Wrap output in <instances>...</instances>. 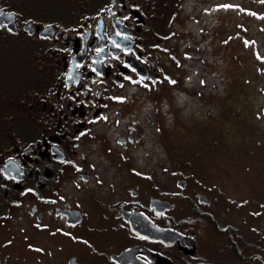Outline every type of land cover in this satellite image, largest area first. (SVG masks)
Here are the masks:
<instances>
[{
	"label": "flooded vegetation",
	"instance_id": "flooded-vegetation-1",
	"mask_svg": "<svg viewBox=\"0 0 264 264\" xmlns=\"http://www.w3.org/2000/svg\"><path fill=\"white\" fill-rule=\"evenodd\" d=\"M177 9L173 0H0L17 32L0 29L39 42L44 69L0 119V264L207 263L218 192L190 161L165 154L179 106L202 105V88L163 101L183 56L192 59L181 36L201 39L176 29ZM159 231L180 234L198 256L148 236Z\"/></svg>",
	"mask_w": 264,
	"mask_h": 264
},
{
	"label": "rangeland",
	"instance_id": "rangeland-1",
	"mask_svg": "<svg viewBox=\"0 0 264 264\" xmlns=\"http://www.w3.org/2000/svg\"><path fill=\"white\" fill-rule=\"evenodd\" d=\"M173 1L180 5L176 29L187 32L189 25L201 39L190 46L188 35L181 36L183 52L194 49L192 59L183 56L177 85L165 91L163 101L203 90L198 92L199 113L186 114L191 105L179 106V120L170 123L165 139L172 150L165 154L173 161H190L198 177L218 192L214 223L229 228L221 234L214 223L206 227V264H264V0ZM40 47L36 40L0 29L3 124L24 97V86L40 76L38 70L44 74ZM192 60L201 63L206 78Z\"/></svg>",
	"mask_w": 264,
	"mask_h": 264
},
{
	"label": "water",
	"instance_id": "water-1",
	"mask_svg": "<svg viewBox=\"0 0 264 264\" xmlns=\"http://www.w3.org/2000/svg\"><path fill=\"white\" fill-rule=\"evenodd\" d=\"M6 26L7 29L10 32L16 33L17 32V28H16V24H15V19L13 15H6L3 13V11L0 10V27ZM47 35V31L44 30L41 33V36H46ZM152 238H158L161 240H164L166 243L168 244H178L179 248L186 251V253H191L192 255H194L195 257L198 256L197 252H196V248L195 245H193V250H188V248H186L185 244H187L183 239L184 237H182L180 234L173 232V231H159L154 235H148ZM190 251V252H189Z\"/></svg>",
	"mask_w": 264,
	"mask_h": 264
},
{
	"label": "snow or ice",
	"instance_id": "snow-or-ice-1",
	"mask_svg": "<svg viewBox=\"0 0 264 264\" xmlns=\"http://www.w3.org/2000/svg\"><path fill=\"white\" fill-rule=\"evenodd\" d=\"M133 7H138V6L137 5H133ZM8 15H11V13H8ZM116 35L123 36V37H125V39H128L129 38L128 33L122 32L119 29L117 30ZM108 38L115 45V47L122 48L123 51H125V52L131 51V49L128 46H125V45H122L120 43H117L115 40L112 39L111 36H109ZM99 51H100V49L97 48V52H99ZM124 63L127 65V67L132 68L133 71H136V69L131 64H128L127 61H125ZM89 67H92V65H89ZM93 71H96V69L93 68ZM127 79L132 80V77L131 76H128ZM140 79H141V82H143V77H140ZM112 99L117 100V101H123L126 98L123 97V96H114V97H112ZM102 115L103 114L101 113L100 116L95 117V119H99ZM76 167L79 168L80 166L77 165ZM25 191L26 192L27 191H31V189H25ZM41 199H49V198L41 197ZM14 203H19V201H14ZM29 247H35V246L29 245Z\"/></svg>",
	"mask_w": 264,
	"mask_h": 264
},
{
	"label": "trees",
	"instance_id": "trees-1",
	"mask_svg": "<svg viewBox=\"0 0 264 264\" xmlns=\"http://www.w3.org/2000/svg\"><path fill=\"white\" fill-rule=\"evenodd\" d=\"M229 228V227H228ZM225 231H228V230H225ZM222 233H224V231H222ZM236 240H233V238L230 240V244L228 245L230 249H234L236 247ZM227 248V246H226ZM219 252H221L222 254L225 253L224 250H220ZM222 263V262H221ZM221 263H218V264H221ZM217 264V263H216Z\"/></svg>",
	"mask_w": 264,
	"mask_h": 264
}]
</instances>
